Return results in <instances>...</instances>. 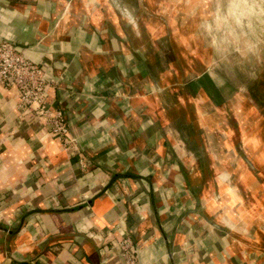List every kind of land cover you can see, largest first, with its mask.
<instances>
[{
    "label": "crops",
    "instance_id": "crops-1",
    "mask_svg": "<svg viewBox=\"0 0 264 264\" xmlns=\"http://www.w3.org/2000/svg\"><path fill=\"white\" fill-rule=\"evenodd\" d=\"M163 6L0 0V42L43 66L73 139L0 87V264H124L127 235L138 264H264L263 163L221 131L219 73L187 77L184 5Z\"/></svg>",
    "mask_w": 264,
    "mask_h": 264
},
{
    "label": "rangeland",
    "instance_id": "rangeland-1",
    "mask_svg": "<svg viewBox=\"0 0 264 264\" xmlns=\"http://www.w3.org/2000/svg\"><path fill=\"white\" fill-rule=\"evenodd\" d=\"M185 9V70H215L228 100L219 115L221 131L242 137L264 166V0H142ZM174 20L181 17L175 14ZM182 23V20L179 22Z\"/></svg>",
    "mask_w": 264,
    "mask_h": 264
},
{
    "label": "built area",
    "instance_id": "built-area-1",
    "mask_svg": "<svg viewBox=\"0 0 264 264\" xmlns=\"http://www.w3.org/2000/svg\"><path fill=\"white\" fill-rule=\"evenodd\" d=\"M0 87L15 91L20 118L30 116L43 121L49 133L69 149L73 139L66 118L47 99L51 83L46 78L45 69L25 57L10 41L0 42ZM113 243L119 245L124 264H138V248L128 235Z\"/></svg>",
    "mask_w": 264,
    "mask_h": 264
},
{
    "label": "trees",
    "instance_id": "trees-1",
    "mask_svg": "<svg viewBox=\"0 0 264 264\" xmlns=\"http://www.w3.org/2000/svg\"><path fill=\"white\" fill-rule=\"evenodd\" d=\"M14 1H18V0H14ZM11 264H30L27 262H17V261H12Z\"/></svg>",
    "mask_w": 264,
    "mask_h": 264
}]
</instances>
